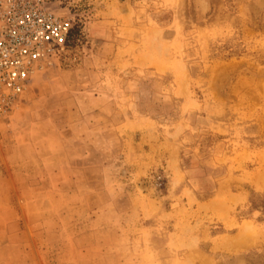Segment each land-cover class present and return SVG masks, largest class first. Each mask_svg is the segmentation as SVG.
<instances>
[{
  "label": "rangeland",
  "instance_id": "obj_1",
  "mask_svg": "<svg viewBox=\"0 0 264 264\" xmlns=\"http://www.w3.org/2000/svg\"><path fill=\"white\" fill-rule=\"evenodd\" d=\"M44 1L73 34L0 115V264H264V0Z\"/></svg>",
  "mask_w": 264,
  "mask_h": 264
},
{
  "label": "built area",
  "instance_id": "obj_2",
  "mask_svg": "<svg viewBox=\"0 0 264 264\" xmlns=\"http://www.w3.org/2000/svg\"><path fill=\"white\" fill-rule=\"evenodd\" d=\"M72 34L71 20L44 0H0V115L36 70L69 46Z\"/></svg>",
  "mask_w": 264,
  "mask_h": 264
},
{
  "label": "bare ground",
  "instance_id": "obj_3",
  "mask_svg": "<svg viewBox=\"0 0 264 264\" xmlns=\"http://www.w3.org/2000/svg\"><path fill=\"white\" fill-rule=\"evenodd\" d=\"M140 184H141V183H140ZM140 187H141V186H140ZM140 187H139V188H140ZM141 189H142V188H141ZM141 189H140V190H141ZM141 191H142V190H141ZM244 236H245V235H244ZM238 237H240V236H238ZM242 238H243V235H242ZM239 239H240V238H239ZM239 239H237V241H235V242L237 243V242L239 241ZM243 240H244V238L240 240V241H241L240 243H243V242H242ZM238 243H239V242H238ZM230 244H231V243H230Z\"/></svg>",
  "mask_w": 264,
  "mask_h": 264
}]
</instances>
